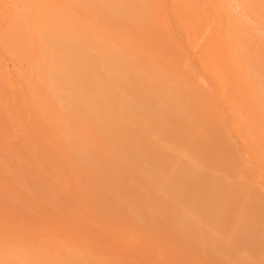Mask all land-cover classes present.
I'll return each instance as SVG.
<instances>
[{
	"label": "bare ground",
	"instance_id": "bare-ground-1",
	"mask_svg": "<svg viewBox=\"0 0 264 264\" xmlns=\"http://www.w3.org/2000/svg\"><path fill=\"white\" fill-rule=\"evenodd\" d=\"M0 264H264V0H0Z\"/></svg>",
	"mask_w": 264,
	"mask_h": 264
}]
</instances>
